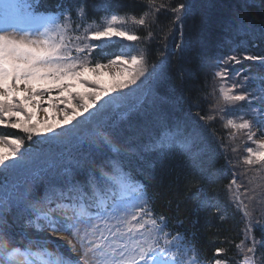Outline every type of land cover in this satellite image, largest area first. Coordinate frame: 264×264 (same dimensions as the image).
Wrapping results in <instances>:
<instances>
[{
    "label": "snow or ice",
    "instance_id": "obj_1",
    "mask_svg": "<svg viewBox=\"0 0 264 264\" xmlns=\"http://www.w3.org/2000/svg\"><path fill=\"white\" fill-rule=\"evenodd\" d=\"M138 2L144 5L139 14L127 5L123 7L128 10L121 11L122 6L108 0L99 5L89 0H58L50 10L53 15H43L37 0H0V128L24 134L0 133V170L25 166L21 150L25 138L63 141L73 137L89 148L73 163L33 175L30 184L14 186V194L5 191L0 195V264H264V251H260L264 250V235L258 238L255 234L264 228V183L247 176L251 170L264 178V75L253 73L246 64L264 65V55L242 51L241 45L233 44L229 52L209 63L195 52L193 58L200 61L201 68L211 70L215 82L204 97L214 99L209 111H197L193 117L198 127L189 131L186 123L171 122L160 114L156 124L126 134L115 122L104 119L112 101L124 96L125 89L142 83V78L162 79L170 43L177 55L187 49L186 22L196 7V0ZM243 2L248 5L255 0ZM161 13L170 15L166 24L160 23ZM223 31L259 32L264 38V19L257 24L236 12L224 22ZM114 39L128 42L127 50L107 63L94 60L96 51ZM226 41L225 37L222 42ZM154 43L158 45L157 62L149 72ZM117 64L121 72L113 73L110 82H102L99 77L107 73L100 70ZM185 74L190 75L191 69L177 74L181 87ZM256 80L259 83L250 88L249 83ZM45 97L49 107L42 109L45 117L40 119ZM53 101L64 107L57 108ZM53 108L62 119H50ZM216 119L228 131V140H235L237 134L246 138V155L236 164L227 154L230 145L225 138L209 131ZM201 131L215 138L230 165L232 178L225 189L243 223V238L234 245L235 256H228L230 249L225 247H215L208 256L198 247L194 234L180 231L182 219L170 228L169 217L153 210L152 201L158 194L149 193L138 179L145 164L154 166L148 163L150 155L174 147L190 153ZM231 151L237 149L231 147ZM237 164L246 166L244 179ZM194 169L187 184L195 200L205 191L204 181L214 184L221 176L198 164ZM41 180L43 195H37L33 186ZM201 203L208 206L212 202L205 199ZM49 245L56 247L55 255L48 252Z\"/></svg>",
    "mask_w": 264,
    "mask_h": 264
},
{
    "label": "trees",
    "instance_id": "obj_2",
    "mask_svg": "<svg viewBox=\"0 0 264 264\" xmlns=\"http://www.w3.org/2000/svg\"><path fill=\"white\" fill-rule=\"evenodd\" d=\"M37 2L42 9L52 10L58 0H37ZM89 2L99 5L105 0H89ZM108 2L122 6L121 11L134 8L137 14L144 8V5L140 4L138 0H108ZM177 2L179 0H173V3ZM125 5L128 8H124ZM236 12L244 13L246 21L251 20L258 24L261 19H264V2L255 0V3L245 5L243 0H196L194 15L190 16L186 22L187 49L183 55H177L175 45L170 43L168 63L162 69V79L157 80L153 76H148L142 82V89L145 90L143 94L146 96L144 103L142 105L135 104V110H132V114H125L126 118L114 115L109 116L107 120L115 122L129 135L145 125L156 124L160 114L166 115L171 122L186 123L189 131L196 129L198 125L193 117L197 111H201V114L209 111L210 95L207 99L204 97L211 93L215 82L212 80L211 70L201 68L200 61L194 59L193 54L199 52L211 63L214 57L229 52L233 44H236L241 45L242 51L264 55V38L260 36L259 32L237 34L234 31L227 33L223 31L224 22L232 19ZM102 14L97 13V15ZM169 20L168 13H161V24H166ZM140 33L143 34L142 29ZM225 37L227 41L222 42L225 41ZM157 47L158 45L155 43L151 47L148 57L149 72H151L152 65L157 62ZM93 59L107 63V60L112 58L97 50ZM246 64H249L253 73L264 75V65L258 62H246ZM181 69H191L190 75L185 74L183 87L180 86V81L177 79V74ZM258 83V80L251 81L249 87H256ZM161 97L166 99L162 101ZM213 130L216 137L225 138L224 142L227 144V130L224 129L220 120L216 119L210 124L209 131ZM0 133L12 136L22 135L18 130L3 128H0ZM69 145L65 142L64 147L54 153L53 161L48 163L50 164L49 168L46 169V165L37 173L29 175L25 179L26 182L30 184V178L33 175H42L48 173L49 170H59L89 151L87 144L74 150H70ZM68 153H71L72 156L69 157L70 161L65 158L66 161L63 162L62 156ZM148 163L154 166L149 167L148 164H145V171L138 176V179L143 180L147 185L149 193L158 194L152 201L154 212L157 215L163 214L169 217L170 228L177 220L182 219L184 225L180 231H186L189 235L194 234L198 247L208 256L212 255L215 247L229 248L228 256H235L234 245L243 238L241 232L243 223L241 214L235 211L228 202L225 185L232 178L229 171L230 165L226 163L224 153L218 150L215 138L210 137L207 131H201L199 138L191 144L190 153L179 147H174L163 154L150 155ZM197 164L206 167L211 172H217L221 179L214 184L204 181L205 191L201 192L199 198L194 200L188 190L187 181L193 179L194 165ZM5 180L9 181L8 174L0 172V182ZM23 181L24 179L17 180L15 186L22 187V184L25 185ZM33 188L37 195H43L42 180L37 181ZM192 191L194 192L195 189ZM205 199L212 203L203 206L201 202ZM214 208H219V212H215ZM220 216H223L224 219L221 220ZM194 221H196L195 224ZM255 234L258 238L261 237L264 235V228H258ZM228 240H231L232 243H227Z\"/></svg>",
    "mask_w": 264,
    "mask_h": 264
},
{
    "label": "rangeland",
    "instance_id": "obj_3",
    "mask_svg": "<svg viewBox=\"0 0 264 264\" xmlns=\"http://www.w3.org/2000/svg\"><path fill=\"white\" fill-rule=\"evenodd\" d=\"M128 27H132V25H128ZM113 41H120L118 39H114ZM124 42V44H127L128 42L126 41H121ZM126 67V66H125ZM102 73H107V75H102L99 78L101 79L102 82L108 83L110 82V77L113 75V73L121 72V66L119 64L113 65L110 68L106 69H101L100 70ZM144 81L145 78H142ZM124 96L120 97L117 96L115 97V100L112 101L110 109L107 111L106 115L104 116V119H108L109 116H121L122 118L126 115H129L132 110H135L134 105L137 103H141L142 99H144L143 93H145V90L142 89V83L138 82L137 85H134L131 87V89H125L124 90ZM56 93L53 92V96H55ZM115 96V94H113ZM108 98L105 97V100ZM210 102L209 104L211 105L214 103V99L209 96ZM54 104H57V108H62L64 107L61 104H58L57 101H53ZM210 105L208 107H210ZM49 107L47 103V97L44 98V102L41 103V111L39 112V117L40 119H43L45 117V113L42 111L43 108ZM57 108H53L51 110L50 114V119L55 120V119H62V117L59 116V113L57 111ZM117 112V114H116ZM123 113V114H122ZM126 114V115H125ZM120 117V118H121ZM219 120V119H218ZM75 123V121L73 122ZM4 129V128H3ZM9 130V129H5ZM21 137L24 136L23 133H21ZM84 134V127L81 126V135ZM224 136V135H223ZM227 136H228V131H227ZM226 136V137H227ZM65 142L69 143L70 150H74L75 148L78 147H83L85 144H80L79 140L77 138L69 137L67 139H64L63 141L59 140H53L51 137L45 139L44 137L41 136H34L32 141H28L25 138V144L23 148L21 149L25 153V166L24 167H19V168H13L9 169L7 171L0 170V172L7 173L9 176V181L7 180L0 182V195H2L5 191H7L9 194L15 193L14 186L16 185L15 182L20 179H24L23 183H26L27 180H25L29 175L34 174L35 172L41 170L44 166H46V169L49 168L48 164L50 161H53L54 159V153L59 151L62 147H64ZM227 144L230 145L228 155L232 159L233 164H236V162L242 157L243 155H246L244 151V143L246 142V138L242 134H237V138L235 140H226ZM249 146H253L249 143ZM231 147H235L237 151L233 153L231 151ZM72 152V151H71ZM71 153L65 154L62 156V161L65 162L66 159L68 158L70 161ZM70 157V158H69ZM62 162V163H63ZM61 163V162H60ZM246 166L242 164H237V169L238 171L242 174L241 178L244 179L243 173L244 169ZM247 176L255 177L256 182L259 183H264V178L261 177V175H258L254 171H249L247 173ZM245 182L246 179H245ZM23 186L20 188L24 187ZM59 243L63 244L64 241H59ZM55 250L57 251L56 247L52 245Z\"/></svg>",
    "mask_w": 264,
    "mask_h": 264
}]
</instances>
